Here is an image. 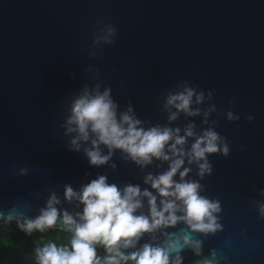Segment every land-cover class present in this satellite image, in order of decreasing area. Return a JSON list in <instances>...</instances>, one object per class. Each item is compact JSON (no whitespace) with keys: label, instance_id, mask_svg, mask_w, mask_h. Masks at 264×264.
Returning <instances> with one entry per match:
<instances>
[{"label":"water","instance_id":"95a60500","mask_svg":"<svg viewBox=\"0 0 264 264\" xmlns=\"http://www.w3.org/2000/svg\"><path fill=\"white\" fill-rule=\"evenodd\" d=\"M108 25L117 32L110 44L102 39ZM185 83L203 92V101L194 96L191 105L200 112H181L169 122L175 109L164 108L165 98ZM97 84L111 88L118 113L130 104L145 128L178 127L183 135L192 123L197 135L212 128L226 140L228 156L209 154L212 173L203 179L185 157L183 167L191 169L185 179L199 181L201 194L222 206V229L195 235L202 255L221 256L218 264H264L258 212L264 203V0H0V212L11 211L14 221L34 218L55 192L56 207L75 215L83 205L64 199V185L79 191L98 175L121 189L148 188L159 203L144 177L166 171L168 161L153 158L140 167L115 150L97 167L83 151L90 141L72 150L76 134H66L65 124L71 102ZM228 112L239 118L229 120ZM194 139L187 138L185 151ZM141 199L136 214L147 215V198ZM185 227L145 233L136 247L162 244L166 233ZM181 255L182 264L199 259L191 249ZM8 263L36 264L34 250L11 249L0 257Z\"/></svg>","mask_w":264,"mask_h":264},{"label":"clouds","instance_id":"9594fccd","mask_svg":"<svg viewBox=\"0 0 264 264\" xmlns=\"http://www.w3.org/2000/svg\"><path fill=\"white\" fill-rule=\"evenodd\" d=\"M106 31L103 41L113 43L112 38L117 34L115 27L108 25ZM90 55L95 56V53ZM194 96L197 104L204 99L203 92L198 93L186 83L181 91L169 93L164 108H174L175 111L169 112L168 121L177 119L181 112L187 116L198 115L200 109L191 107ZM118 108L111 96V88L101 91L98 84L92 90L86 87L71 102L70 115L65 121L66 134H76L70 140L72 150L80 151L81 143L90 141L91 147H84L83 151L89 164L97 167L107 164L115 150H120L140 167L151 164L153 158L168 161L166 171L157 175L148 173L144 177V183L150 184L159 195V203L148 188L141 190L139 185L127 184L121 189L115 183H108L105 175H98L79 191L66 184L64 199L69 202L77 200L83 205L82 211L73 215L57 208L60 198L51 192L37 216L19 215L20 218L16 219L17 227L29 235L34 231L43 233L58 224L63 231L71 233L67 244L49 241L37 246L34 249L36 264H182L181 253L185 249H191L199 257L195 264H218L221 256L215 250L207 256L202 255L203 241L195 234L207 236L222 229L218 215L222 211L221 203L219 199L202 195L203 185L199 181L186 180L191 169L183 165L185 157L189 164L196 163L197 175L203 179L212 173L208 155L228 156V143L212 128L197 135L192 123L184 128L183 135L178 127L157 124L145 128L130 104L119 113ZM227 118L235 120L239 117L228 112ZM193 136L195 139L190 149L185 151L183 145L188 137ZM101 144L108 149L107 154L102 153ZM111 166L114 168L115 164ZM26 171L21 169L22 173ZM177 174L178 181L174 179ZM142 197L147 198V215L136 214L143 207ZM258 212L264 218V203L258 205ZM13 218L11 211L7 214L0 212V219L5 223H11ZM178 223L186 227L179 232L166 233L162 244L144 243L136 247L145 233L163 231ZM97 245L103 246L105 256H98ZM128 248L136 250L122 251Z\"/></svg>","mask_w":264,"mask_h":264},{"label":"trees","instance_id":"16d2710c","mask_svg":"<svg viewBox=\"0 0 264 264\" xmlns=\"http://www.w3.org/2000/svg\"><path fill=\"white\" fill-rule=\"evenodd\" d=\"M70 237L71 233L60 229H49L43 233L34 231L29 235L17 227L16 221L12 220L11 223H5L4 220H0V257L14 248L20 249L23 252H30L38 242L40 243L39 246L49 241L56 242L58 245L67 244ZM96 249L100 250L98 252L100 257L101 252L105 253L101 245H97Z\"/></svg>","mask_w":264,"mask_h":264},{"label":"flooded vegetation","instance_id":"af4514ba","mask_svg":"<svg viewBox=\"0 0 264 264\" xmlns=\"http://www.w3.org/2000/svg\"><path fill=\"white\" fill-rule=\"evenodd\" d=\"M39 245H40V243L38 242L36 245L33 246L32 250H34ZM98 252H100V250L97 249V254H98ZM103 256H105V253L104 252H101V257H103ZM128 264H132V263H128Z\"/></svg>","mask_w":264,"mask_h":264}]
</instances>
